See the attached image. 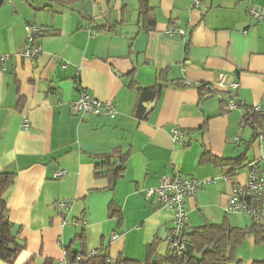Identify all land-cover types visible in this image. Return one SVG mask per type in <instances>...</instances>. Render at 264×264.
Listing matches in <instances>:
<instances>
[{
	"label": "crops",
	"instance_id": "1",
	"mask_svg": "<svg viewBox=\"0 0 264 264\" xmlns=\"http://www.w3.org/2000/svg\"><path fill=\"white\" fill-rule=\"evenodd\" d=\"M195 1L148 0L156 23L147 30L140 0H0V55H7L0 63V174H16L4 199L12 233L24 242L13 262L0 264H60L71 244L76 252L85 246L144 261L147 245L163 228L168 236L175 217L147 199L146 189L177 172L201 182L187 200L188 228L225 219L251 224L226 210L248 167L228 180L226 168L201 157L205 150L219 158L246 153L247 161L260 158L264 176V139L251 142L256 129L246 119L248 108L264 104V20L248 12L251 6L264 12V0H199L200 9ZM171 23L186 33L169 35ZM27 25L44 27L33 60L21 56ZM162 70L166 87L157 100L141 101L147 117L140 119V91L154 86ZM221 74L239 87L217 86ZM202 84L216 93L203 99ZM83 89L114 103L116 117L74 114L71 103ZM232 94L236 109L229 107ZM257 115L258 133L264 114ZM173 127L184 132L179 142ZM116 153L126 156L125 172L112 185L100 165ZM58 170L66 174L57 178ZM112 207L121 210L120 222ZM236 261H264V244L248 236Z\"/></svg>",
	"mask_w": 264,
	"mask_h": 264
},
{
	"label": "trees",
	"instance_id": "2",
	"mask_svg": "<svg viewBox=\"0 0 264 264\" xmlns=\"http://www.w3.org/2000/svg\"><path fill=\"white\" fill-rule=\"evenodd\" d=\"M57 4H71L75 0H48ZM140 15L145 20L147 30L154 28L156 19L153 15L152 8L148 0H140ZM167 70H162L159 73L158 82L148 88L141 89L140 102L136 110V115L140 119L146 118V110L142 107L141 101L143 100H157L166 87L163 84V78L166 76ZM182 85V83L180 84ZM201 97L204 99L207 96L216 93L211 89L209 84H202L197 86ZM246 119L253 120L254 136L251 140L254 141L259 128L258 120L262 118L257 114H247ZM206 128L204 124L203 129ZM117 156V160L112 163V157ZM126 156L121 154H111L105 156L103 163L100 165L101 169L107 170L106 174L112 185L124 174L125 172ZM201 163H210L216 167L226 168V176L233 178L237 175L238 171L244 166H249L250 161H247L246 153L236 158H219L205 150ZM16 174L14 172H4L0 174V259L13 262L21 250L18 247L16 250L10 249V244L15 243L17 238L12 233V223L7 218V205L4 199V193L14 183ZM112 216H116L120 222L123 218L120 209L115 207L111 208ZM253 235L256 239L257 245L264 244V224L251 220V224L247 227H236L230 224L225 219L221 223H207L200 227L188 228L187 224L180 229L179 238L187 243V248L183 251V255H178L168 246L166 255L158 253V247L161 244V238H157L152 243L147 245L146 258L144 261L136 259H127L119 256L116 259L110 257L107 252L97 250V253L88 257L83 264H163L165 262L175 264H240L236 261V250L241 247L248 236ZM83 239L84 234L78 236ZM168 241V236L167 239ZM169 245V241H168ZM66 261L73 263L78 255H86L87 251L85 246L80 252L73 249V245L65 247ZM25 264H33L32 260L27 261ZM253 264H264V261H255Z\"/></svg>",
	"mask_w": 264,
	"mask_h": 264
},
{
	"label": "built area",
	"instance_id": "3",
	"mask_svg": "<svg viewBox=\"0 0 264 264\" xmlns=\"http://www.w3.org/2000/svg\"><path fill=\"white\" fill-rule=\"evenodd\" d=\"M201 3L199 0L195 1L194 8L200 9ZM249 14L258 21L264 20V12L257 6H251L248 9ZM44 30L40 25H27L26 26V43L21 56L26 59H35L41 52V45L38 42L40 35ZM169 35L185 34V30L180 29L176 23H171L167 28ZM7 58V55H0V63H3ZM217 86L224 88L230 85L233 89L239 87V83L234 81L229 83V77L227 74H221L216 84ZM213 89L212 86H210ZM236 95L230 96L229 107L231 109L238 108L235 103ZM71 110L74 114L82 115H95V116H108L115 118L117 114L114 103L109 100H102L95 95L91 94L87 89H83L78 99L72 101ZM247 114H264V104H256L248 108ZM28 126V123L25 124ZM171 134L176 142H179L184 137V132L176 127L171 129ZM264 139V130L259 131L255 140L261 144ZM262 156V155H261ZM260 158L257 157L251 160L248 166L249 173L245 182L235 183L233 189L229 195L226 210L229 212H238L247 215L252 221L264 224V176L260 166ZM66 174L64 170H58L56 177H62ZM230 180V177H225ZM200 181L186 177L179 172L172 176H163L158 185L146 189V198L154 200L156 204L161 207H168L175 213L174 226L168 235L169 247L180 256L184 254V250L187 248V243L179 238L180 229L183 228L189 219V213L187 208V200L190 197H194L197 194ZM59 208H67V201H59L57 203ZM117 234L112 236V239H116ZM97 250H88L86 255H78L73 263L66 260L60 262V264H83L85 260L96 254Z\"/></svg>",
	"mask_w": 264,
	"mask_h": 264
},
{
	"label": "water",
	"instance_id": "4",
	"mask_svg": "<svg viewBox=\"0 0 264 264\" xmlns=\"http://www.w3.org/2000/svg\"><path fill=\"white\" fill-rule=\"evenodd\" d=\"M155 103H156L155 101H154L153 103H148V104L146 105L147 110L150 111L151 109H153L154 106H155ZM161 238H162L163 240H165V239L167 238V231H166L165 228L162 229V232H161ZM22 246H24V242L21 241V240H19V239H17V240L15 241V243H11V244H10V249H12V250H16L18 247H22Z\"/></svg>",
	"mask_w": 264,
	"mask_h": 264
},
{
	"label": "rangeland",
	"instance_id": "5",
	"mask_svg": "<svg viewBox=\"0 0 264 264\" xmlns=\"http://www.w3.org/2000/svg\"><path fill=\"white\" fill-rule=\"evenodd\" d=\"M242 148H243V146H242ZM247 216V215H246ZM247 218H248V221H250L251 222V219L247 216Z\"/></svg>",
	"mask_w": 264,
	"mask_h": 264
}]
</instances>
